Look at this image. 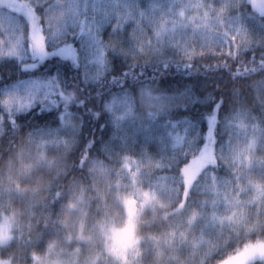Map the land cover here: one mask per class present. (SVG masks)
<instances>
[{
  "label": "clouds",
  "instance_id": "1",
  "mask_svg": "<svg viewBox=\"0 0 264 264\" xmlns=\"http://www.w3.org/2000/svg\"><path fill=\"white\" fill-rule=\"evenodd\" d=\"M250 6L264 11V0ZM14 47L0 36V55ZM0 106L3 123L15 105L6 93ZM112 140L86 158L73 147L53 154L30 136L0 150V264H264V178L237 177L220 227L207 230L189 200L194 186L183 182L194 157L176 166L178 186L165 195L161 165L114 152Z\"/></svg>",
  "mask_w": 264,
  "mask_h": 264
},
{
  "label": "trees",
  "instance_id": "2",
  "mask_svg": "<svg viewBox=\"0 0 264 264\" xmlns=\"http://www.w3.org/2000/svg\"><path fill=\"white\" fill-rule=\"evenodd\" d=\"M49 7V3L33 5L28 0H0V11L16 17L21 29L19 52L0 55V97L26 81L48 86L45 98L43 95L28 107L15 109L10 118L0 123V150L26 136L33 139L40 131L57 129L70 118L75 128L69 147L75 149L74 157L86 158L92 149L98 150L110 138L115 141L116 126L110 108L115 98L127 95L138 102L144 93L186 96L184 103L158 118L185 131L193 145L173 154L154 171L158 178H172L177 188L176 166L194 157V162L184 167L183 182L187 184L188 174L196 170L188 185L194 186L189 200L204 213L203 226L208 222L205 209L210 211L211 200L205 192L211 191L206 186L207 175L216 180L224 176L232 180L222 161V150L228 142L227 122L238 114L251 116L257 125L259 146L255 164L258 179L264 178V11H253L250 0H243L231 10L229 15L238 17L253 39L246 48H233L228 53L206 49L188 55L174 44L156 42L150 43L146 53L140 50L134 53L130 50V34L118 26H107L101 36L102 71L94 81H88L82 34L68 33L50 44ZM72 44L80 49L79 66L70 59L50 56L44 61L36 60L34 69L25 70L33 62V52L37 57L46 56L49 49L63 48L67 55ZM96 111L102 112L98 119L94 118ZM3 112L0 106V113ZM137 136L143 140L141 134ZM50 151L61 153L53 147ZM198 185H203L202 190Z\"/></svg>",
  "mask_w": 264,
  "mask_h": 264
},
{
  "label": "rangeland",
  "instance_id": "3",
  "mask_svg": "<svg viewBox=\"0 0 264 264\" xmlns=\"http://www.w3.org/2000/svg\"><path fill=\"white\" fill-rule=\"evenodd\" d=\"M33 5L49 3L47 13L50 44L56 43L68 33L80 32L84 45L85 77L94 81L103 68L102 32L105 27H120L132 38L131 51L146 53L150 43H171L188 55L199 50L230 52L242 50L253 39L242 21L230 16L231 10L243 0H28ZM183 13L181 15L180 13ZM0 36L8 37L19 52L21 43L20 23L16 17L0 11ZM35 81H26L6 91L15 109L26 108L44 95L46 88ZM5 93V94H6ZM186 96H152L144 93L138 102L130 96L115 98L110 108L116 126L115 141L110 148L120 153L128 151L141 163H163L193 143L185 131L164 122L158 116L184 103ZM149 110L155 113L151 120H143L139 113ZM228 142L222 150V161L231 172V179L218 180L207 175L205 190L211 200L205 209L207 230L220 227L215 217L222 216L229 208V197L234 195L233 185L237 177L259 180L255 158L259 146L258 128L254 119L238 114L227 122ZM75 123L66 118L54 130L40 131L33 139L46 142L49 149L62 152L69 147L74 135ZM141 134L143 140L137 136ZM138 137V138H137ZM249 145L251 147L249 148ZM251 156V160L248 157ZM196 170L187 176V185L195 177ZM158 183L163 194L170 195L176 188L172 178L160 177ZM204 185V184H203ZM203 185L197 188L202 190ZM246 195L240 196L245 200Z\"/></svg>",
  "mask_w": 264,
  "mask_h": 264
},
{
  "label": "snow or ice",
  "instance_id": "4",
  "mask_svg": "<svg viewBox=\"0 0 264 264\" xmlns=\"http://www.w3.org/2000/svg\"><path fill=\"white\" fill-rule=\"evenodd\" d=\"M70 48H71V52L68 53L67 55L65 54L63 48H60L59 50H56V51H50V49H49L48 54L46 56L40 55L37 57L36 53L33 52L32 53L33 62L29 65H26L25 70L34 69L35 67H37L36 60L44 61V60L48 59L50 56H59L63 59H70L75 65L79 66L80 49H77L75 47V45H73V44L70 46ZM53 103H55V101H53Z\"/></svg>",
  "mask_w": 264,
  "mask_h": 264
}]
</instances>
